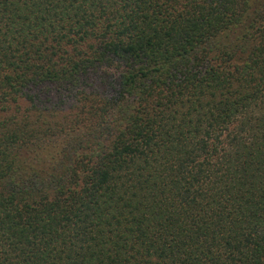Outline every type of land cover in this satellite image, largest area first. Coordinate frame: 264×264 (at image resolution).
Here are the masks:
<instances>
[{
	"label": "trees",
	"instance_id": "trees-1",
	"mask_svg": "<svg viewBox=\"0 0 264 264\" xmlns=\"http://www.w3.org/2000/svg\"><path fill=\"white\" fill-rule=\"evenodd\" d=\"M0 264H264V0H0Z\"/></svg>",
	"mask_w": 264,
	"mask_h": 264
}]
</instances>
